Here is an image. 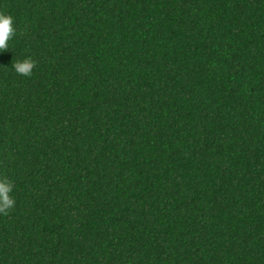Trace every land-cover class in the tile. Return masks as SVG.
<instances>
[{
	"label": "trees",
	"instance_id": "trees-1",
	"mask_svg": "<svg viewBox=\"0 0 264 264\" xmlns=\"http://www.w3.org/2000/svg\"><path fill=\"white\" fill-rule=\"evenodd\" d=\"M0 12V264H264V0Z\"/></svg>",
	"mask_w": 264,
	"mask_h": 264
},
{
	"label": "clouds",
	"instance_id": "clouds-1",
	"mask_svg": "<svg viewBox=\"0 0 264 264\" xmlns=\"http://www.w3.org/2000/svg\"><path fill=\"white\" fill-rule=\"evenodd\" d=\"M14 25L15 21L13 16L0 12V52L8 50V42L15 34ZM34 66V61L25 59L22 62H17L14 65V69L20 75L30 76ZM12 190L13 186L11 182H0V212H6L14 206L15 200L9 196Z\"/></svg>",
	"mask_w": 264,
	"mask_h": 264
}]
</instances>
